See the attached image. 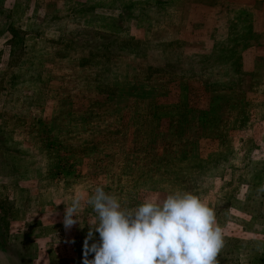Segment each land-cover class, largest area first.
Instances as JSON below:
<instances>
[{"label":"rangeland","instance_id":"374dc122","mask_svg":"<svg viewBox=\"0 0 264 264\" xmlns=\"http://www.w3.org/2000/svg\"><path fill=\"white\" fill-rule=\"evenodd\" d=\"M217 182L218 264H264V0H0V264H83L97 186Z\"/></svg>","mask_w":264,"mask_h":264},{"label":"clouds","instance_id":"9594fccd","mask_svg":"<svg viewBox=\"0 0 264 264\" xmlns=\"http://www.w3.org/2000/svg\"><path fill=\"white\" fill-rule=\"evenodd\" d=\"M85 205L95 221L89 223L83 264H218L222 229L214 210L192 193L175 192L125 208L97 186L86 198L76 195L65 205L66 230L80 221Z\"/></svg>","mask_w":264,"mask_h":264},{"label":"crops","instance_id":"0c3cea01","mask_svg":"<svg viewBox=\"0 0 264 264\" xmlns=\"http://www.w3.org/2000/svg\"><path fill=\"white\" fill-rule=\"evenodd\" d=\"M229 170H233V168L228 167L226 171L228 172ZM226 173L224 174V177H221L222 178L221 182L223 183V181L226 180L227 185H230L231 188H234V190H238L240 188L238 186L239 182L234 180V177L232 176V174L229 175L228 173L227 174ZM207 189H208V192H206L205 196H207L210 199L213 198L214 203H213V207H211V209H213L215 211V210H217V203L219 200V196H220V194H222L220 183L217 182V186H213V187H210ZM202 200H205V198H203Z\"/></svg>","mask_w":264,"mask_h":264}]
</instances>
